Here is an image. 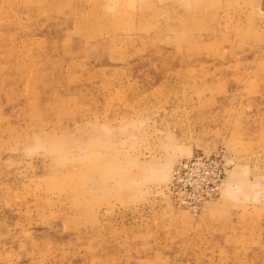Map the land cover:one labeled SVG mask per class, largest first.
Masks as SVG:
<instances>
[{
	"label": "rangeland",
	"instance_id": "374dc122",
	"mask_svg": "<svg viewBox=\"0 0 264 264\" xmlns=\"http://www.w3.org/2000/svg\"><path fill=\"white\" fill-rule=\"evenodd\" d=\"M0 264H264V0H0Z\"/></svg>",
	"mask_w": 264,
	"mask_h": 264
},
{
	"label": "built area",
	"instance_id": "2783aa9c",
	"mask_svg": "<svg viewBox=\"0 0 264 264\" xmlns=\"http://www.w3.org/2000/svg\"><path fill=\"white\" fill-rule=\"evenodd\" d=\"M211 194H212V193H211ZM211 194H210V195H211Z\"/></svg>",
	"mask_w": 264,
	"mask_h": 264
}]
</instances>
